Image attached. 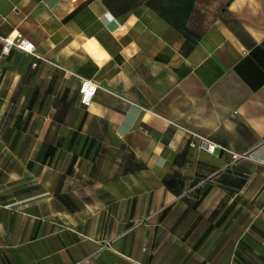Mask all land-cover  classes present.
<instances>
[{
	"label": "crops",
	"instance_id": "crops-1",
	"mask_svg": "<svg viewBox=\"0 0 264 264\" xmlns=\"http://www.w3.org/2000/svg\"><path fill=\"white\" fill-rule=\"evenodd\" d=\"M0 264H264V0H0Z\"/></svg>",
	"mask_w": 264,
	"mask_h": 264
},
{
	"label": "built area",
	"instance_id": "built-area-1",
	"mask_svg": "<svg viewBox=\"0 0 264 264\" xmlns=\"http://www.w3.org/2000/svg\"><path fill=\"white\" fill-rule=\"evenodd\" d=\"M2 40L4 42V46L2 49L3 55H8L12 48H17L23 52L36 56L35 45L20 34H18L14 38L8 36L2 38ZM97 89H98V85L95 82L87 79H81L79 92H80V102L83 106L89 107V105L92 103L95 97ZM191 146L194 147L196 146V144L192 142ZM197 146L201 149H206L207 151L210 152H213L215 149L213 145H210L206 141V139H202V141Z\"/></svg>",
	"mask_w": 264,
	"mask_h": 264
}]
</instances>
